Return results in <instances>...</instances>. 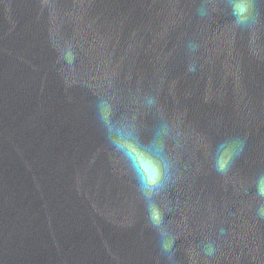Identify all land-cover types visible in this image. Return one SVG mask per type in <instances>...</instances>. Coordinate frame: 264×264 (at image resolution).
<instances>
[{"label":"water","instance_id":"obj_1","mask_svg":"<svg viewBox=\"0 0 264 264\" xmlns=\"http://www.w3.org/2000/svg\"><path fill=\"white\" fill-rule=\"evenodd\" d=\"M198 3L0 0V264H168L94 111L110 97L146 129L158 115L148 94L181 133L169 142L176 182L158 198L176 264H264L253 183L264 170V5L242 31L222 4L200 19ZM226 136L247 143L220 175L211 151Z\"/></svg>","mask_w":264,"mask_h":264},{"label":"clouds","instance_id":"obj_2","mask_svg":"<svg viewBox=\"0 0 264 264\" xmlns=\"http://www.w3.org/2000/svg\"><path fill=\"white\" fill-rule=\"evenodd\" d=\"M217 4H222L228 10L232 23L242 31L251 30L261 22L260 6L264 5V0H199L196 13L200 19L209 18ZM186 47L189 53H195L199 44L189 41ZM62 59L72 65L75 55L68 49ZM196 70L195 63L187 67L189 73ZM157 104L156 96L145 95L143 106L148 110L156 108L158 112L154 123L146 129L141 127L135 116L117 115L110 97L97 96L94 111L108 147L123 162L135 182L136 192L144 205L147 226L159 238L161 254L166 256L168 264H176L174 238L168 230L158 198L176 182L177 161L169 149V142L173 141L179 146L181 133L173 128ZM246 143V138L239 136H226L218 140L211 151L213 169L220 175H227L243 154ZM253 183L255 194L261 201L256 214L264 220V170L255 176ZM220 232L223 234L224 229ZM203 251L206 256L212 257L216 247L208 242L203 245Z\"/></svg>","mask_w":264,"mask_h":264}]
</instances>
